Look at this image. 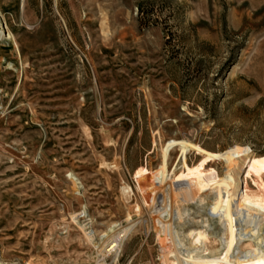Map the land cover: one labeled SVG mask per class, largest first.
Returning <instances> with one entry per match:
<instances>
[{
    "label": "rangeland",
    "instance_id": "rangeland-1",
    "mask_svg": "<svg viewBox=\"0 0 264 264\" xmlns=\"http://www.w3.org/2000/svg\"><path fill=\"white\" fill-rule=\"evenodd\" d=\"M168 197L179 217L163 234ZM253 249L264 0H0V264Z\"/></svg>",
    "mask_w": 264,
    "mask_h": 264
},
{
    "label": "bare ground",
    "instance_id": "bare-ground-1",
    "mask_svg": "<svg viewBox=\"0 0 264 264\" xmlns=\"http://www.w3.org/2000/svg\"><path fill=\"white\" fill-rule=\"evenodd\" d=\"M9 37V36H8ZM171 178H169L168 180L169 181H172V179L170 180ZM169 181H168V183H169ZM165 184H166V182H165ZM169 185V184H168ZM171 187H172V189H174V190H179V186H178V182H176V181H172V185H171ZM218 196V195H217ZM210 197V196H209ZM174 201V200H173ZM165 202H167V205H165L163 208L165 209H163V210H161V211H163L165 214L164 215H166V218H165V220L163 221V223L161 224L162 226H161V232L163 233V234H166V232H168L169 230H170V228H171V225H172V220H173V216H172V213L175 211V209L173 208V206H172V201H171V198L170 197H168V199L166 200V201H164V203ZM219 207V206H218ZM216 208V207H215ZM176 213H177V216L179 217V213L177 212V211H175ZM163 214V213H162ZM161 214V215H162ZM162 220V219H161ZM135 223V222H134ZM137 223V222H136ZM131 224L129 223L125 228H123L122 229V233L121 234H119L118 236H117V238H115V240L113 239V241L112 242H110L108 245H107V249H109L108 250V252H110V251H112V250H114L116 247H117V244H118V242L120 241V239H121V237L123 236H125V234L128 232V231H130V228H131ZM173 229V228H172ZM172 232V231H171ZM174 232V231H173ZM170 233V232H169ZM90 234V233H89ZM128 234V233H127ZM193 235V234H192ZM92 236V235H91ZM122 237V238H123ZM172 237V236H171ZM197 237V236H196ZM200 237V236H199ZM89 238V237H88ZM201 238H202V236H201ZM200 239V238H199ZM172 240H174V237H173V239ZM196 240H197V238H196ZM226 240V239H225ZM238 240H240V236L238 237ZM176 241V240H175ZM175 241H173V242H175ZM200 241V240H199ZM208 240H207V238L206 239H203V240H201L200 241V244L202 245V244H204L205 245V242H207ZM232 241V240H231ZM223 243V242H222ZM228 244V243H227ZM233 244V243H232ZM176 245V244H175ZM250 245V244H249ZM226 246H228V250H230L231 249V244H228V245H226ZM173 247V246H172ZM234 247V246H233ZM205 248V247H204ZM173 249H174V247H173ZM248 249V248H247ZM254 250V253L253 254H251V252L250 251H247L246 252V254H249V256L247 257H244V258H239V257H234L233 259H232V261H229L228 259L226 260V259H223V260H220V259H216L215 261L213 260V262H217V261H219V262H222V263H224V264H264V252L261 250V249H257V250H259L258 251V253H255L256 252V250L255 249H253ZM261 250V251H260ZM229 253V252H228ZM226 254V253H225ZM227 255H229V254H227ZM227 255H224V256H227ZM245 255V254H244ZM228 257V256H227ZM180 258V257H179ZM178 258V260H177V262L179 263V264H191V262L192 263H195V262H197L198 261V258H202L201 257V255L199 256L198 254H192L191 256H190V258H189V260L188 261H181L180 259ZM202 261H204V260H202ZM207 261V260H206ZM205 261V262H206ZM209 261V260H208ZM212 261V260H211ZM204 262V263H205ZM197 264H199V263H197Z\"/></svg>",
    "mask_w": 264,
    "mask_h": 264
},
{
    "label": "trees",
    "instance_id": "trees-1",
    "mask_svg": "<svg viewBox=\"0 0 264 264\" xmlns=\"http://www.w3.org/2000/svg\"><path fill=\"white\" fill-rule=\"evenodd\" d=\"M138 11H139V12H142V8H141L140 6H139V8H138Z\"/></svg>",
    "mask_w": 264,
    "mask_h": 264
}]
</instances>
